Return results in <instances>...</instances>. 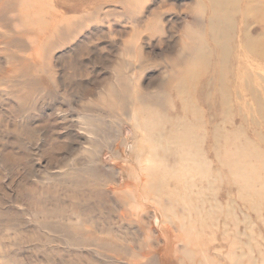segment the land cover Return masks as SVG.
<instances>
[{
	"label": "rangeland",
	"instance_id": "374dc122",
	"mask_svg": "<svg viewBox=\"0 0 264 264\" xmlns=\"http://www.w3.org/2000/svg\"><path fill=\"white\" fill-rule=\"evenodd\" d=\"M215 1L0 0V264H264V0Z\"/></svg>",
	"mask_w": 264,
	"mask_h": 264
},
{
	"label": "bare ground",
	"instance_id": "6f19581e",
	"mask_svg": "<svg viewBox=\"0 0 264 264\" xmlns=\"http://www.w3.org/2000/svg\"><path fill=\"white\" fill-rule=\"evenodd\" d=\"M212 1H215V0H212ZM215 3H216V1H215ZM216 15H214V19L216 18L215 17ZM173 136H175L174 135V132H172V131H170V133L169 134H167L165 137H164V139L163 140H165V142H175V139H174V137ZM159 141H162V140H159V139H157V142H159ZM153 144V143H152ZM153 146V145H152ZM158 146V144L156 143V145H155V147H157ZM126 148V147H125ZM165 150V149H164ZM187 150H188V155L186 154V153H184V158H187V157H190V160H196V159H198L199 157H201V154H200V152L198 153V155H196V153H194L193 154V152H192V149H190V148H188L187 147ZM165 152H168V153H170V148L169 149H166V151ZM124 154V153H123ZM128 155V154H127ZM203 160V159H202ZM219 161V163H220V165H223V160H218ZM241 169H242V167H241ZM237 172H239V173H241L242 172V170H240V171H237ZM251 174V173H250ZM137 178V177H136ZM243 177H242V173H241V175H240V179H242ZM126 185V184H125ZM141 186V185H140ZM129 187H131V186H129ZM157 189V188H156ZM134 191V190H133ZM131 192V191H130ZM138 193V192H137ZM146 194V193H145ZM145 196V195H144ZM122 213V212H121ZM120 213V214H121ZM119 214V215H120ZM121 216V215H120ZM122 216H123V214H122ZM121 216V217H122ZM124 217V216H123ZM125 218V217H124ZM157 219H159V218H157ZM160 221V220H159ZM151 222V221H150ZM161 222H159V224H160ZM192 228V227H191ZM207 228V227H206ZM162 229V228H161ZM167 232V231H166ZM169 233V232H168ZM158 238V237H157ZM174 246V245H173ZM172 249V248H171ZM145 253V252H144ZM150 253V252H149ZM231 255H234V253L231 251V253H230ZM158 259V258H157ZM254 260L255 259H253V258H249L248 259V261H246V263L245 264H255L256 262H254ZM201 261H202V263H206L207 264V262L205 261V258H203V259H201ZM205 261V262H204ZM230 263L229 264H244V262H241L240 260H239V257H237V256H235L234 255V258H230V261H229ZM190 264V263H189Z\"/></svg>",
	"mask_w": 264,
	"mask_h": 264
}]
</instances>
